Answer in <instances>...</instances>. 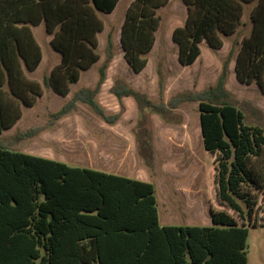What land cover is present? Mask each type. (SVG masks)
Returning a JSON list of instances; mask_svg holds the SVG:
<instances>
[{
    "label": "trees",
    "instance_id": "16d2710c",
    "mask_svg": "<svg viewBox=\"0 0 264 264\" xmlns=\"http://www.w3.org/2000/svg\"><path fill=\"white\" fill-rule=\"evenodd\" d=\"M120 1L0 0V134L44 96L43 84L29 75L43 60L33 28L44 24L61 54L44 83L67 97L82 73L101 60L99 35L106 26L100 13H113ZM183 1L187 19L175 28L173 41L185 66L198 61L204 41L222 49L224 38L244 25L245 6L253 5L252 31L241 41L235 72L240 83H257L264 91V0ZM169 3L133 0L127 9L120 42L136 73L148 66L161 25L159 10ZM114 47L110 34L97 85L75 93L54 114L57 120L77 103L89 105L109 124L119 119L121 114H107L97 100ZM227 77L225 64L216 86L171 102L174 107L199 103L203 145L217 166L214 191L221 206L210 208L211 225H161L152 182L73 167L0 143V264H248L249 226L264 224V128L246 124L242 110L229 101ZM112 93L121 106L133 97L140 109H165L126 84H116Z\"/></svg>",
    "mask_w": 264,
    "mask_h": 264
},
{
    "label": "rangeland",
    "instance_id": "374dc122",
    "mask_svg": "<svg viewBox=\"0 0 264 264\" xmlns=\"http://www.w3.org/2000/svg\"><path fill=\"white\" fill-rule=\"evenodd\" d=\"M131 1L121 0L113 14L100 13L106 26L99 37L102 58L82 73L78 83L71 85L67 97L58 95L44 83L61 57L52 49L45 25L35 27L44 60L29 75L43 84L44 96L34 107L23 109L17 125L0 134V143L10 150L55 159L73 167L152 182L156 186L161 225L209 226L210 208L220 210L221 206L214 191L217 166L203 145L199 103L186 101L174 107L171 102L216 86L227 64L229 101L242 110L246 124L264 128V91L257 83H240L235 72L241 41L252 31L253 5L245 6L244 25L235 35L224 38L222 49L211 48L204 41L198 61L185 66L179 60V48L172 36L175 28L184 25L187 7L183 0H172L159 10L161 25L148 66L136 73L126 62L120 42L121 26ZM110 34L115 42L114 59L97 100L107 114H121L119 119L109 124L89 105L77 103L72 113L57 120L54 114L75 93L97 85L107 59ZM116 84H126L165 109L162 112L140 109L133 97H125L121 106L112 93ZM249 228L248 264H264V224Z\"/></svg>",
    "mask_w": 264,
    "mask_h": 264
},
{
    "label": "crops",
    "instance_id": "0c3cea01",
    "mask_svg": "<svg viewBox=\"0 0 264 264\" xmlns=\"http://www.w3.org/2000/svg\"><path fill=\"white\" fill-rule=\"evenodd\" d=\"M171 1H172V0H170V2H171ZM132 2H133V0L130 2V4H131ZM130 4H129V6H130ZM169 4H170V3H169ZM129 6H128V7H129ZM114 12H115V11H114ZM114 12H113V13H114ZM113 13H111V14H113ZM103 14H104V13H103ZM106 15H108V14H106ZM125 16H126V15H125ZM124 20H125V19H124ZM123 22H124V21H123ZM122 24H123V23H122ZM43 25H44V24H43ZM33 31H34V33H35V27L33 28ZM99 37H100V35H99ZM172 37H173V36H172ZM172 39H173V38H172ZM99 41H100V38H99ZM155 45H156V44H155ZM52 49H53V47H52ZM53 50H54V49H53ZM54 51H55V50H54ZM55 52H57V51H55ZM57 53H58V54L60 55V57H61V54H60L59 52H57ZM43 60H44V55H43ZM43 60H42V63H43ZM42 63H41V64H42ZM40 67H41V65H40ZM38 69H39V68H38ZM38 69H37V70H38ZM37 70H36V71H37ZM52 70H53V69H52ZM36 71H35V72H36ZM35 72H34V73H35Z\"/></svg>",
    "mask_w": 264,
    "mask_h": 264
}]
</instances>
